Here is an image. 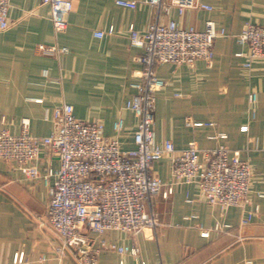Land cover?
Returning <instances> with one entry per match:
<instances>
[{
    "label": "crops",
    "instance_id": "0c3cea01",
    "mask_svg": "<svg viewBox=\"0 0 264 264\" xmlns=\"http://www.w3.org/2000/svg\"><path fill=\"white\" fill-rule=\"evenodd\" d=\"M117 1L73 0L68 27L56 34L49 6L41 0H11V25L0 30V131L19 135L27 120L33 136H48L54 129L55 109L70 104L79 119L103 121L109 137L115 135L113 124L123 119L121 145L133 149L138 119L125 105L133 93L130 84L139 79L142 65L137 58L143 51L130 46V28L144 33L158 20L204 30L213 21L227 34L215 41L212 67L198 61L193 67L157 68L166 86L157 95L155 139L170 140L177 149L196 142L202 149L223 144L239 151L253 170L249 203L221 209L209 205L197 185L182 183L169 199L154 197L160 223L155 232L91 236L97 244L139 250L136 258L104 248L98 264H264V198L258 196L264 190V59L244 69L246 58L237 54L246 53L247 47L236 40L246 23L264 26V0H200L213 9H188L180 15L173 8L159 18L143 0H130L139 2L136 9L123 8ZM40 45L69 51L48 56ZM251 94L257 95L254 104ZM188 122L214 126L194 127ZM244 125H249L248 132L241 131ZM219 133L228 138L211 139ZM59 166L57 158L43 153L38 163L43 177L31 179L16 164L0 160V264H13L21 253L32 264H77L71 258L57 259L55 235L40 223L46 222L49 189L55 181L45 175ZM153 174L168 182L169 160L155 163ZM217 224L230 228L218 232ZM206 230L208 237L202 235ZM42 257L46 260L40 261Z\"/></svg>",
    "mask_w": 264,
    "mask_h": 264
},
{
    "label": "built area",
    "instance_id": "2783aa9c",
    "mask_svg": "<svg viewBox=\"0 0 264 264\" xmlns=\"http://www.w3.org/2000/svg\"><path fill=\"white\" fill-rule=\"evenodd\" d=\"M142 2L154 8L158 18L170 14L173 8L180 15L188 9H213L200 0ZM41 3L50 8L55 33L65 32L67 17L74 8L73 0H41ZM116 3L128 9H136L139 5L138 1L130 0ZM10 7L11 0H0L2 31L11 25ZM226 34L213 21H208L204 30L183 28L175 21L162 24L158 20L144 33L130 28V46L143 51L137 58L142 65L139 79L130 84L133 93L125 105L138 119L132 134L133 149L122 148L123 119L113 124L115 135L109 137L105 134L103 121L79 119L70 104L55 109L54 129L48 136H33L27 120H24L19 135L7 129L0 131V160L16 164L28 178L43 177L38 167L43 153L59 160V168H50L45 175L54 177L55 181L49 189L46 222L39 219L41 225L47 224L55 235L54 252L58 260L71 258L77 264H98L104 248L137 258L139 250L136 247L97 244L91 234L102 236L116 231L136 235L145 229L155 232L160 223L153 209L154 197L161 195L169 199L175 187L182 183L197 185L202 198L221 209L243 207L249 203L253 170L239 151L223 144L202 149L196 142L177 149L170 140L157 143L155 139L157 95L166 86L157 68L165 64L193 67L198 61L212 67L215 41ZM236 40L247 47L246 53L237 54L246 58L244 69L249 70L255 61L264 59V26L246 23ZM38 49L48 56H60L69 51L58 45H40ZM250 101L256 103L257 95L251 94ZM252 115L255 117L254 110ZM188 125L211 127L214 123L188 122ZM248 130L249 125L241 127L242 132ZM216 138L225 140L228 137L225 133L211 137ZM162 159H168L170 163L168 182L153 174L154 164ZM258 196L264 198V190L258 192ZM226 228L230 226L217 224L215 230L222 232ZM209 233L206 230L202 235L208 237ZM45 260V257L40 259ZM13 264L32 263L25 262L21 253L16 255Z\"/></svg>",
    "mask_w": 264,
    "mask_h": 264
}]
</instances>
